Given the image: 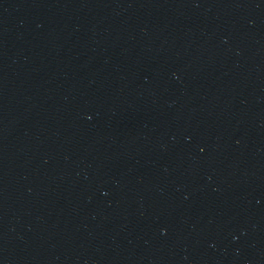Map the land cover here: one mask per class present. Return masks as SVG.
I'll use <instances>...</instances> for the list:
<instances>
[{
	"label": "water",
	"instance_id": "1",
	"mask_svg": "<svg viewBox=\"0 0 264 264\" xmlns=\"http://www.w3.org/2000/svg\"><path fill=\"white\" fill-rule=\"evenodd\" d=\"M0 264H264V0H0Z\"/></svg>",
	"mask_w": 264,
	"mask_h": 264
}]
</instances>
